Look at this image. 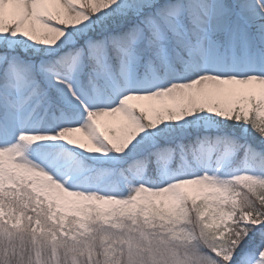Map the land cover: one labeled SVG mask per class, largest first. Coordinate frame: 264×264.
<instances>
[{"label": "snow or ice", "instance_id": "1", "mask_svg": "<svg viewBox=\"0 0 264 264\" xmlns=\"http://www.w3.org/2000/svg\"><path fill=\"white\" fill-rule=\"evenodd\" d=\"M0 264H264V0H0Z\"/></svg>", "mask_w": 264, "mask_h": 264}]
</instances>
